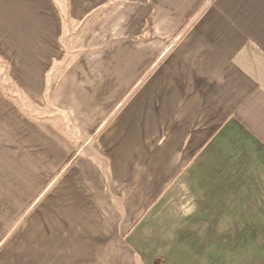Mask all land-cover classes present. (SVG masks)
I'll return each instance as SVG.
<instances>
[{"label": "crops", "instance_id": "1", "mask_svg": "<svg viewBox=\"0 0 264 264\" xmlns=\"http://www.w3.org/2000/svg\"><path fill=\"white\" fill-rule=\"evenodd\" d=\"M5 67L0 264H264V0H0Z\"/></svg>", "mask_w": 264, "mask_h": 264}, {"label": "rangeland", "instance_id": "2", "mask_svg": "<svg viewBox=\"0 0 264 264\" xmlns=\"http://www.w3.org/2000/svg\"><path fill=\"white\" fill-rule=\"evenodd\" d=\"M4 69H5V70H2V69L0 68V74L4 77V74H6V72H7V78H8V70L6 71L7 67H5ZM8 80H9V79H8ZM8 80H7V79L4 80V83H6L7 88L10 87V86L12 87V84H11V83H8ZM2 82H3V80H2Z\"/></svg>", "mask_w": 264, "mask_h": 264}]
</instances>
